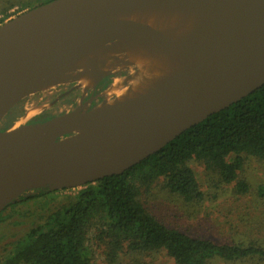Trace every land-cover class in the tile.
Returning a JSON list of instances; mask_svg holds the SVG:
<instances>
[{"label":"water","instance_id":"95a60500","mask_svg":"<svg viewBox=\"0 0 264 264\" xmlns=\"http://www.w3.org/2000/svg\"><path fill=\"white\" fill-rule=\"evenodd\" d=\"M152 3L229 16L191 32L136 11ZM170 44L197 59L133 96L80 103L0 131V212L27 191L80 188L121 174L263 86L264 0H50L0 24V122L28 95L81 78L90 81L84 89L94 88L126 68L136 73L129 51L162 57Z\"/></svg>","mask_w":264,"mask_h":264},{"label":"trees","instance_id":"16d2710c","mask_svg":"<svg viewBox=\"0 0 264 264\" xmlns=\"http://www.w3.org/2000/svg\"><path fill=\"white\" fill-rule=\"evenodd\" d=\"M21 101L8 112L11 120L22 114ZM49 117L43 113L38 118ZM250 159L264 160V85L121 174L74 188L41 224L11 244L13 251L0 264H93V247L102 264H264V244L258 239L216 242L190 236L166 224L148 204L158 188L181 201L190 216L234 183V193L243 196L249 186L242 174ZM191 164L203 167L202 180ZM44 190L69 189L38 188L32 191L39 194L21 195L6 208L44 197Z\"/></svg>","mask_w":264,"mask_h":264},{"label":"rangeland","instance_id":"374dc122","mask_svg":"<svg viewBox=\"0 0 264 264\" xmlns=\"http://www.w3.org/2000/svg\"><path fill=\"white\" fill-rule=\"evenodd\" d=\"M45 1L0 0V20L5 18L3 21L5 22ZM132 71V68H126L121 71V74L123 76L128 75ZM118 75L119 73L117 72L115 75H111L113 76L111 82ZM75 83L78 87L86 90L78 82ZM67 84L69 83L42 89L22 99L20 106L22 114L16 116L13 120H11L12 113L6 114L0 122V129L11 121L9 128L28 124L27 122L31 116L42 111L47 110L49 115L57 116L79 106L83 101L82 99L78 100L77 96L60 97V92ZM108 88L103 92V100L110 101L117 95L112 94ZM87 106L90 108L88 103ZM191 167L198 179L202 180L203 167L196 164H191ZM242 176L249 186L245 195L239 196L234 193V183L225 188V193L218 195L214 200L206 201L195 215L188 216L186 208L181 201L166 196L158 188L154 189L149 195L148 204L166 224L179 228L190 236L208 237L216 242L241 241L255 238L258 239L260 244H264V160H248L244 165ZM38 192L31 190V192L27 191L23 195L27 196ZM69 192L73 193L74 190L69 189L53 194L44 190V197L27 199L13 207L6 208L0 221V258L13 251L11 244L20 239L31 227L41 224L46 215L54 210L56 203L60 202L61 198ZM248 222L250 223L249 227L247 225ZM257 223L260 224L252 227V225ZM92 249L94 254L92 263L102 264L101 256L94 247Z\"/></svg>","mask_w":264,"mask_h":264},{"label":"bare ground","instance_id":"6f19581e","mask_svg":"<svg viewBox=\"0 0 264 264\" xmlns=\"http://www.w3.org/2000/svg\"><path fill=\"white\" fill-rule=\"evenodd\" d=\"M136 11L169 21L175 26L186 28L191 32H196L203 25L223 24L229 16L227 11H222L224 13L221 14L210 11L201 5L183 6L180 3L144 4L138 7ZM200 41L207 46V42L201 39ZM167 47L168 53L162 54V57L153 55L154 53L149 50L146 51V55L138 51H129L136 58L139 71L136 73L132 71L127 77H115L108 90L119 98L133 96L146 87L161 83L170 74L182 70L197 59L188 51L177 50L174 44H170ZM79 83L82 86H87L90 81L86 78H81ZM125 83H128V85L124 86ZM4 140L5 138L1 143Z\"/></svg>","mask_w":264,"mask_h":264},{"label":"flooded vegetation","instance_id":"af4514ba","mask_svg":"<svg viewBox=\"0 0 264 264\" xmlns=\"http://www.w3.org/2000/svg\"><path fill=\"white\" fill-rule=\"evenodd\" d=\"M113 76H106L103 80H101L94 88H88L86 90H83L82 88L78 87L75 82L69 83L64 86L63 90L60 92V97L65 98L70 95L77 96V99H82L83 103H88L89 107L96 106L99 102H101L104 99L103 92L112 84L111 79ZM109 80V84L105 87L103 86L104 83ZM26 98V97H25ZM45 113V115L50 116L47 119H50L54 116L49 115V112L42 111L39 114H35L34 116H31L30 120L27 122L28 124L38 123L41 122V119L38 117H41V114ZM45 121V120H44Z\"/></svg>","mask_w":264,"mask_h":264}]
</instances>
